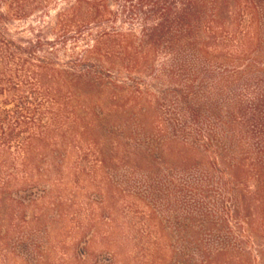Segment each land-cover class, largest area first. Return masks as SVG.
Instances as JSON below:
<instances>
[{
    "label": "rangeland",
    "instance_id": "374dc122",
    "mask_svg": "<svg viewBox=\"0 0 264 264\" xmlns=\"http://www.w3.org/2000/svg\"><path fill=\"white\" fill-rule=\"evenodd\" d=\"M76 1L20 0L27 14L15 17L13 2L0 0V30L15 43L38 44V59L60 73L46 84L50 98L38 109L51 131L0 157L6 173L0 180V264H184V254L200 264V247L214 254L213 264H264L262 232L218 213L217 196L182 197L203 184L199 171L186 179L164 148L157 150L158 169L149 170L139 154L151 155L170 138L154 129L178 113L164 102H133L125 78L92 50L99 29L58 31L59 15ZM116 29L138 32L139 25L119 22ZM169 61L160 54L144 77L143 89L159 98L172 89L151 79L163 75ZM223 204L232 210L230 201ZM150 234L168 238L153 260L141 250ZM192 234L200 238L187 237ZM137 235L142 241L135 250ZM226 249L234 252L226 256Z\"/></svg>",
    "mask_w": 264,
    "mask_h": 264
},
{
    "label": "trees",
    "instance_id": "16d2710c",
    "mask_svg": "<svg viewBox=\"0 0 264 264\" xmlns=\"http://www.w3.org/2000/svg\"><path fill=\"white\" fill-rule=\"evenodd\" d=\"M10 1L12 16L27 14L20 0ZM59 19L62 33L72 28L101 31L92 50L125 78L122 83L135 91V104L164 102L178 113L176 120L154 129L170 138L151 155L139 154L149 170L158 169L157 150L166 149L186 179L194 170L200 172L203 184L180 192L184 199L217 196L218 213L237 222L243 218L250 231L264 234V0H77ZM119 22L137 24L139 31L118 30ZM39 51L38 44L15 43L0 30V157L52 129L43 124L38 109L50 98L46 84L51 78L56 83L60 73L38 59ZM160 54L170 64L151 82L172 89L163 98L143 89ZM2 177L6 173L0 170ZM15 229L13 224L8 233ZM187 237L198 240L200 235ZM141 238L135 236V250ZM166 239L150 234L141 250L153 260ZM199 251L200 264H213L214 254L202 247ZM232 252L221 251L226 256ZM182 257L184 264H192Z\"/></svg>",
    "mask_w": 264,
    "mask_h": 264
}]
</instances>
